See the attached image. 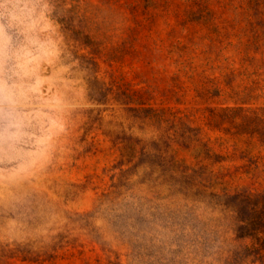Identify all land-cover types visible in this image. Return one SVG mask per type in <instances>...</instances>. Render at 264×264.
Here are the masks:
<instances>
[{
	"label": "rangeland",
	"instance_id": "1",
	"mask_svg": "<svg viewBox=\"0 0 264 264\" xmlns=\"http://www.w3.org/2000/svg\"><path fill=\"white\" fill-rule=\"evenodd\" d=\"M0 264H264V0H0Z\"/></svg>",
	"mask_w": 264,
	"mask_h": 264
}]
</instances>
